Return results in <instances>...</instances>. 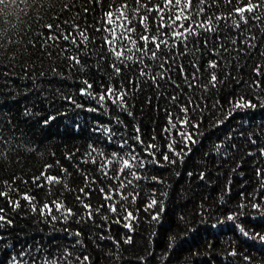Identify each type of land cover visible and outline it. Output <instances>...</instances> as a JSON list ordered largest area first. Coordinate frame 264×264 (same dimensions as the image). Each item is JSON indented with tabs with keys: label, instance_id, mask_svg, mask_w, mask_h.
Here are the masks:
<instances>
[{
	"label": "trees",
	"instance_id": "trees-1",
	"mask_svg": "<svg viewBox=\"0 0 264 264\" xmlns=\"http://www.w3.org/2000/svg\"><path fill=\"white\" fill-rule=\"evenodd\" d=\"M120 3L121 0H103V5L88 0H24L21 4L17 0V3L0 7V191H6L20 201V207H14L7 197L0 195V208L4 209L0 215L12 221H0V264H11L12 258L16 264H33V261L36 264H264V241L244 236L234 221L220 220L228 211L237 210L239 193L243 192L245 199H252L249 193H257V202L264 195V180L255 175L256 166L264 170V155L259 152L264 147V108L237 109L223 124H216V119L223 118L225 111L230 110L225 101L234 94L252 96L254 92L264 103V87H249L254 78L253 67L259 65L264 70V55H261L264 52V11L258 10L255 15L260 19L251 21L243 29L244 34L254 33L255 38L244 39L243 34L237 37L240 48H248L247 52L240 51L235 45L227 52L221 50V57L230 63H226L218 75L225 70L232 75L207 92L199 84L189 89L180 82L181 92L170 86L169 74L171 79H178L182 75L180 65L185 63L186 57L196 56L202 61L204 57L215 55L207 51L212 45H204L201 39L194 52L190 40L189 51L180 55L182 42L171 36V31L183 30L179 25L184 22L180 21L168 30V41H175V44L167 43L155 59L145 55L127 40L128 36H135L140 42L139 24L135 32L125 36L119 25L127 24V21L116 19L115 23L109 24L103 16L109 10L108 5L115 13ZM64 4H70V7L64 8ZM235 6L236 0L231 4L200 5L206 11L193 13L196 21L209 15L213 21L220 17L218 23H214L218 33H205L217 46L224 41H217L216 35L231 38L237 34L231 16L223 18V13L230 12ZM84 7L91 10L84 12ZM123 15H129L128 11ZM138 16L133 12L131 19L137 20ZM48 23H53L54 28L47 29ZM74 25L87 29V43L80 38ZM192 26L198 28V24ZM108 28L116 30V45L121 46L125 56L129 57L125 64L133 71L139 67L148 73L146 77L139 76V87L133 85L128 94L131 106L128 110L112 99L99 103L97 97L78 92V87L84 86L81 77L85 74L96 82L108 79L114 84L120 79L118 74L101 76L94 70L95 64L105 63L101 56L115 59L106 46H100L101 35H111ZM198 31L204 30L198 28ZM69 35L80 41V55L88 57L93 70L90 71L87 65H76L70 59L76 46L70 39H58ZM248 40L252 41L251 46ZM66 44L69 45L67 48ZM160 51L168 55L176 53L177 57L164 61ZM161 63L165 77L162 86L157 88L151 76L161 70ZM186 70L192 69L186 65ZM109 71L105 67V72ZM197 78L207 82V69L198 73ZM261 79L264 83V78ZM96 82L93 89L99 91ZM173 93L176 100L169 99ZM68 95L85 107L65 99ZM185 95L199 101L197 111L203 110V120L195 131L203 135L192 145L191 152L183 153L181 160L166 145L173 143L174 147L183 148L178 132L194 131L176 119L182 115L197 118L196 111L191 109L189 113H182L179 105L186 103ZM202 95L203 100L200 99ZM213 97L220 99L223 110L212 107ZM191 107L196 108V104ZM166 109L176 124L167 132L162 131L168 123ZM49 114L55 119L49 124L41 123ZM117 119L123 123H118ZM136 125L145 141L151 139L155 131L153 143L159 147L153 151L157 159H162L161 152L168 151L175 163L164 161L154 165L144 161L145 168L141 169L132 157L143 158L149 153L142 151L143 145L135 139ZM120 136L127 139V144L119 151V158L112 159L111 152L121 148L117 143ZM252 137H255V143ZM133 143L137 144L136 148L130 147ZM248 149L253 152L249 153ZM123 160H132L136 167L128 170L127 165L122 164ZM240 160L244 162L237 166ZM121 167L124 171H120ZM130 171L160 176L163 182L141 178L133 183L135 178ZM201 171L205 174L203 179L199 178ZM41 173L63 179L60 183L49 182ZM261 175L264 176V171ZM153 187L155 191H151ZM80 188L85 192H80ZM100 188H105L111 198L105 201ZM22 192L34 196L36 212L31 210L30 202L20 196ZM87 192H91V196L86 195ZM135 193L138 195L134 197ZM77 197L90 201L93 208H84ZM152 197L157 204L149 206ZM57 201L72 207L74 212L56 208ZM45 202L52 205L50 214L48 210L40 211ZM161 202V216L152 219V212L160 208ZM113 203L117 208L115 213L107 207ZM97 207L99 212L95 211ZM88 211L93 212V218H87ZM127 211L133 212L134 218L128 217L132 229L125 226L128 221L123 219ZM243 211L245 215L239 218V223L253 232L264 231L260 218L251 216L256 210L246 205ZM190 225L195 227L194 232ZM125 235H131V242H125ZM233 247L237 250L235 256L231 255ZM146 254L147 261L141 260L140 257ZM84 255H88L89 260H83Z\"/></svg>",
	"mask_w": 264,
	"mask_h": 264
},
{
	"label": "snow or ice",
	"instance_id": "snow-or-ice-1",
	"mask_svg": "<svg viewBox=\"0 0 264 264\" xmlns=\"http://www.w3.org/2000/svg\"><path fill=\"white\" fill-rule=\"evenodd\" d=\"M16 2L17 0H0V7H6L8 3ZM24 0H20V3L23 4ZM89 3H95L97 5H103V0H88ZM221 2L224 3H232V0H121L120 6L117 9V11L114 13L111 9V5H108L107 11L103 13L104 18L107 20L109 24L115 23V20H121V21H127V24L121 23L119 27L122 29L123 35L127 36V33L129 32H135L136 31V25L139 24L140 31H139V43L135 36H128L127 40L128 43L137 47L140 52H144L145 55H150L154 59L157 58V52L162 49V47H166L167 43L171 42L175 44V41H168V30L170 28H174L178 22L183 21L184 23L180 24L179 27L182 28V31H171V36L177 38V40L181 41V49L182 51L179 53L180 55H183L185 52L189 51V41L192 40V49L193 51H197L196 49V43H198L201 39L203 40L204 45L211 44V48L207 49V51L214 53L215 55H212L210 57H204V59L201 61L199 57L193 56L191 58L186 57L185 63H182L180 65V71L182 72V75L178 77V79L173 80L171 79V74L168 76V81L170 86H174L176 90H179L183 92V89L179 88V83L183 82L187 88L191 89L195 84H199L200 88L207 92L209 90L217 88V86L227 77L232 75L231 72L224 71L223 73L218 75V72H220L221 69L225 68L226 63H230L225 60V58L221 57L220 53L221 50L227 52L229 48H231L233 45H235V48L239 49L240 51L247 52L248 48H240V43H237V37L243 34L244 39H247L249 36L255 38L254 33H246L244 34L243 29L245 26H248L251 21L253 20H259L260 17L258 15H255L258 10L264 11V0H236V6L231 9L230 12L223 13V18L227 19V17L231 16L232 18V25L235 29H237V34L235 36H231L229 38L228 35H216L215 39L217 41H224V43H220L219 46L217 44L212 43L211 39H209L205 33L211 32L213 34L218 33V29L214 27V23H218L219 18L217 17L216 21H213V18L211 15H209L206 19L196 21L194 20L193 13L194 12H205L206 9L204 7H200V5H210V4H220ZM64 8H69L70 4H64ZM91 9L88 7H84V12H89ZM125 11H128L129 15H123ZM139 14L137 20H132L131 16L132 13ZM115 17V19H114ZM198 24L199 29H203V32L198 31L197 27H193L192 24ZM47 29H53L54 25L53 23H48L46 25ZM74 27L79 31L80 38L87 43L89 41V36L86 35L87 29H81L80 25H74ZM99 28V26H97ZM108 32L111 34L110 36H103L101 35L100 40L101 44L100 46H106L107 50L112 54V57L115 59L113 60L109 56H101L100 59L103 60L104 64H95L94 70L96 73H98L101 76L110 75V74H118L120 76V79L117 80L114 84L108 80L104 79L99 82H96L93 80L92 77L88 76L87 74L83 75L81 77L83 87H78V92L83 93L89 96L97 97L99 103H105L108 99H112L114 103H118L119 106L123 107L125 110H128L131 106L127 100L128 94L131 92L133 85L135 87H139L140 80L139 76H147L148 73L144 72L143 68H137L136 71H133L132 68H129L125 64V60H127L129 57L125 56L124 49L116 45V37L117 33L114 28H108ZM53 35L55 33L53 32ZM63 39H70L72 43L76 46L74 49V54L70 57L71 60H74L76 62V65H79L81 67H84L87 65L88 69L91 71L93 70V65L89 61L87 56L82 57L80 55V41L76 39L75 36H64V37H58ZM194 38V39H193ZM91 39H95L94 36L91 37ZM243 41H241L242 43ZM249 46H251L252 41L248 40ZM227 45V47L225 46ZM69 45H65L67 48ZM147 49V51H145ZM155 49V50H154ZM257 51H260V49H257ZM128 52L131 53V49H128ZM170 52V50H169ZM261 55H264V52L261 53ZM160 57L164 61H168L170 59H176L177 54L171 53V55L166 54L164 51H160ZM137 60H140V63L143 64V60L139 56L136 57ZM117 61L119 63H117ZM186 65L188 67H191V71L186 70ZM105 67H107L110 71L108 73L105 72ZM160 71H158L155 75L151 76L152 81L154 82L155 87L160 88L162 86V83L164 82L165 72L163 71L164 65L161 63L159 65ZM207 69V82H201L198 80V73L202 72L203 70ZM55 71V70H54ZM254 73V78L252 79L251 85H249L250 88L256 89V88H262L264 87V83H262V79L264 78V70L257 65L254 66L252 69ZM43 75V73H41ZM63 75V73H61ZM233 79L237 84L240 83L239 80H236V78L233 76ZM97 83V87L99 91H96L93 89V83ZM120 85H124L123 88L120 87ZM65 99L72 101L73 104H76L78 107H85L82 104H77L76 98H74L72 95H68L65 97ZM169 99L176 100L175 94H170ZM203 100V95L200 98ZM213 103L212 107L217 108V110H223L224 105L221 103L220 99L218 97H213ZM186 103L180 104L179 107L182 110V113H189L190 109L191 111H196L197 118L196 119H190L188 115H182L180 117H177L178 123L182 125H186L187 128H192L194 131H186V130H180L178 132V137L180 139L181 144L184 145L183 148H176L174 147L173 143H167L166 148L171 150V152L179 157L181 160L183 159V153L185 151L191 152L192 151V145L199 142L200 137L203 135V133H200L199 131H195L199 129L200 127V121L203 120L202 112L203 110L199 109V101H193L192 97L189 95H185ZM228 104V108L230 110L225 111V116L223 118L216 119V124L220 125L223 124L225 119L228 117H231L233 112H235L237 109H256L257 107L264 108V103L261 102L260 97L255 96L254 92L252 96H246L243 93L240 94H234L232 97L226 99L225 101ZM179 103V101H177ZM196 104V108H192V104ZM91 110V105L88 106ZM98 110V109H97ZM27 111V109H26ZM166 111V119L168 123H166L162 127V131L167 132V130L172 127L175 128L176 124L173 122V117L171 115L167 114ZM129 115H132V113L129 111ZM55 117L51 114H49L47 117H45L41 123L43 124H49L50 121L54 120ZM118 123H123V121L117 119ZM126 127V125H125ZM111 130H109L110 132ZM141 129L139 125H136L134 128L135 133V139L139 142L140 145H143L142 151L149 153V156H145L143 158H138L137 156H133L132 160H136L137 164H139V167L141 169L145 168L144 161H147L150 164L158 165L162 164L164 161H167L169 163H175V159H170L168 151H163L160 153V156L162 159L156 158V152L153 151V149L158 148L159 146L155 143H153V140L155 139V131L153 130L151 139H148L145 141L141 135H140ZM242 134V133H241ZM228 135H231L229 132ZM251 137V133L249 134ZM108 139L111 140V135L108 136ZM252 142L255 143V137H252ZM117 143L121 145V148L118 151H112L110 158L112 159H118L119 158V151H123V146L127 144V139L124 136H120L117 140ZM92 147V145H89ZM132 148H136L137 144L133 143L130 145ZM233 147H235L233 145ZM219 151V149H216ZM249 153L253 152V149H248ZM259 152L264 155V147H261L259 149ZM227 154V153H225ZM132 160H123L122 164L127 165L128 170H131L136 167V164L132 163ZM244 161L240 160L237 161V166L242 164ZM50 167V166H48ZM100 167H104L103 164L100 165ZM67 171V169H65ZM120 171H124V168L121 167ZM262 170L259 166L255 167V175L258 177H261L262 180H264V176L261 175ZM243 174V173H241ZM42 176H45V179L49 182H57L60 183L62 181V177L57 175H45L44 173H41ZM130 175L134 177L135 179L132 181L133 183L136 180H140L141 178L145 180H155L163 182V178L160 176H148L145 173L141 171H130ZM204 172L201 171L199 173V178H204ZM33 179H39V177H34ZM93 179H95L93 177ZM123 186V185H121ZM156 189L153 187L151 191H155ZM227 191H231V188H227ZM80 192H85L84 188L79 189ZM99 191L103 193L105 201L111 198L110 193L106 191L105 188H100ZM88 196H91V192L85 193ZM0 195H3L7 197L10 203L13 204L14 207H20V201L19 199H14L12 196L8 194L6 191H0ZM121 195H123L121 193ZM138 195V193L134 194ZM249 195L252 197V199H245L244 193H239L240 200L237 206V210L233 211L230 210L227 212L226 217L221 216L220 220H224L227 218L230 221H234L238 223L239 230L244 236H251L254 238H257L261 241H264V231H258L253 232L250 228H246L243 223H239V218L241 216L245 215V212L243 209L247 205V207L256 210L255 212L251 213L252 218H256L257 216L260 218V221L264 223V195L261 196L260 202H257L256 195L257 193H249ZM20 196L26 198L27 201L30 202L31 210L33 212L37 211V203L34 202L35 198L33 195H30L28 192H22L20 193ZM77 199L80 200V202L83 204L84 208L86 209H92L93 205L90 201L86 202L80 197H77ZM221 201H223V197L221 196ZM157 204V201L154 197L150 198V205L154 206ZM56 208H63L68 213H73L74 209L72 207H68L63 202L57 201L55 203ZM107 207L115 213L117 211L116 205L109 204ZM201 211H203V202L200 205ZM52 205L45 202L43 203L40 211L43 213L44 210H48L49 214L51 213ZM4 211L3 208H0V213ZM96 212L100 211V208H95ZM163 211V202L160 204V208L157 211L152 212V219H158L161 216V213ZM128 217H133L132 211H127L126 216L123 218L125 221H128ZM87 218H93V212L88 211ZM134 218V217H133ZM181 218L182 214H181ZM55 219V217H53ZM105 219H107V215L105 214ZM117 219H120L118 216ZM0 221H5L7 223H12V221L7 217L0 215ZM125 226L129 229H132L133 225L131 221H128ZM190 230L195 231V227L190 225ZM77 234H80V230H76ZM131 235H125L124 240L125 242H131ZM174 239V238H173ZM117 245H119V241L116 242ZM211 247V245H208ZM169 248H171V244L168 245ZM193 253H195V250H193ZM167 255V253H165ZM231 255L235 256L237 255L236 248L231 249ZM83 260H89L88 255H84L82 257ZM141 260L147 261L148 255L140 257ZM152 259H155V257H152ZM246 260H250L251 257H245ZM11 264H16L15 258H12ZM33 264H36L35 261H33Z\"/></svg>",
	"mask_w": 264,
	"mask_h": 264
}]
</instances>
